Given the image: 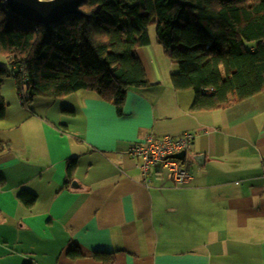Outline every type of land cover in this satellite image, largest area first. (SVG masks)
Listing matches in <instances>:
<instances>
[{
    "label": "crops",
    "instance_id": "crops-1",
    "mask_svg": "<svg viewBox=\"0 0 264 264\" xmlns=\"http://www.w3.org/2000/svg\"><path fill=\"white\" fill-rule=\"evenodd\" d=\"M138 56L154 86L131 89L121 113L89 91L25 108L3 80L0 264H264V92L193 112L195 94L174 89L178 67L160 45ZM185 133L195 141L184 187L163 169L145 176L129 155L152 134Z\"/></svg>",
    "mask_w": 264,
    "mask_h": 264
},
{
    "label": "trees",
    "instance_id": "trees-1",
    "mask_svg": "<svg viewBox=\"0 0 264 264\" xmlns=\"http://www.w3.org/2000/svg\"><path fill=\"white\" fill-rule=\"evenodd\" d=\"M152 26L178 67L174 89L195 94L191 111L227 109L264 92V0H85L78 14L50 27L0 0V54L10 62L0 66V121L8 108L5 78L15 80L25 108L89 91L121 113L131 89L154 86L138 56L151 44ZM8 149L0 141V154ZM76 166L70 160L68 177ZM19 199L32 207L37 196L23 190Z\"/></svg>",
    "mask_w": 264,
    "mask_h": 264
},
{
    "label": "built area",
    "instance_id": "built-area-1",
    "mask_svg": "<svg viewBox=\"0 0 264 264\" xmlns=\"http://www.w3.org/2000/svg\"><path fill=\"white\" fill-rule=\"evenodd\" d=\"M195 141L193 133H185L180 137H158L155 134L148 136L144 141L133 145L129 155L139 163L140 169L146 176L152 169H163L168 173L169 179L176 187H184L191 179V174L186 170L180 160L172 156L188 152ZM146 185L150 180L145 177Z\"/></svg>",
    "mask_w": 264,
    "mask_h": 264
},
{
    "label": "water",
    "instance_id": "water-1",
    "mask_svg": "<svg viewBox=\"0 0 264 264\" xmlns=\"http://www.w3.org/2000/svg\"><path fill=\"white\" fill-rule=\"evenodd\" d=\"M85 0H5L9 9L26 20L50 27L51 24L61 21L68 15L78 14L81 4ZM187 154L182 152L172 158L185 163ZM202 163L203 155L196 158ZM75 186V183L73 184Z\"/></svg>",
    "mask_w": 264,
    "mask_h": 264
},
{
    "label": "rangeland",
    "instance_id": "rangeland-1",
    "mask_svg": "<svg viewBox=\"0 0 264 264\" xmlns=\"http://www.w3.org/2000/svg\"><path fill=\"white\" fill-rule=\"evenodd\" d=\"M150 35H151V39L153 40V42L157 41L156 40V37H157L156 36V26H152L150 28ZM0 66H2L4 68H9L10 67L9 59L7 57H5V56H2L1 54H0Z\"/></svg>",
    "mask_w": 264,
    "mask_h": 264
}]
</instances>
